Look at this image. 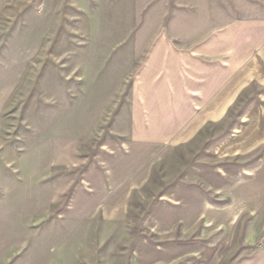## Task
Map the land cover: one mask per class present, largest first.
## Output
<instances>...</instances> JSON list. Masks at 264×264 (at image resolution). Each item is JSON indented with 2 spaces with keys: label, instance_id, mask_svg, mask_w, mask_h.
<instances>
[{
  "label": "crops",
  "instance_id": "obj_1",
  "mask_svg": "<svg viewBox=\"0 0 264 264\" xmlns=\"http://www.w3.org/2000/svg\"><path fill=\"white\" fill-rule=\"evenodd\" d=\"M207 5L178 7L148 41L118 135L89 155L76 135L46 145L43 212L125 230L129 264H224L264 240V0ZM198 14L217 23L181 37Z\"/></svg>",
  "mask_w": 264,
  "mask_h": 264
},
{
  "label": "rangeland",
  "instance_id": "obj_2",
  "mask_svg": "<svg viewBox=\"0 0 264 264\" xmlns=\"http://www.w3.org/2000/svg\"><path fill=\"white\" fill-rule=\"evenodd\" d=\"M207 2L0 0V264H129L125 230L76 229L53 216L57 206L43 212L46 145L76 135L89 155L118 135L148 41L178 7ZM215 16L192 15L179 35L200 36ZM177 171L161 169L154 193ZM232 251L224 264H264V240Z\"/></svg>",
  "mask_w": 264,
  "mask_h": 264
}]
</instances>
